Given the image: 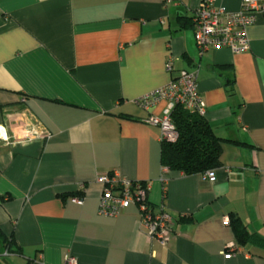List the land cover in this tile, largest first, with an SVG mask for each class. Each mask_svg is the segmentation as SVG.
I'll return each mask as SVG.
<instances>
[{"label":"crops","instance_id":"obj_1","mask_svg":"<svg viewBox=\"0 0 264 264\" xmlns=\"http://www.w3.org/2000/svg\"><path fill=\"white\" fill-rule=\"evenodd\" d=\"M200 1L0 0V264H264V16L248 50L200 53ZM194 69L221 139L213 178L161 165L160 127L145 119L167 102H139ZM114 172L148 185L173 222L165 244L136 205L98 212L96 177ZM231 215L256 241L236 243Z\"/></svg>","mask_w":264,"mask_h":264},{"label":"built area","instance_id":"obj_2","mask_svg":"<svg viewBox=\"0 0 264 264\" xmlns=\"http://www.w3.org/2000/svg\"><path fill=\"white\" fill-rule=\"evenodd\" d=\"M171 1L162 0L163 3ZM258 14L264 16V0H241L240 8L234 12L216 6L215 0H201L191 18L194 41L198 51L202 53L209 48H226L233 53H241L248 50L249 39L246 28L255 22ZM164 69L166 72L173 71L170 54L166 59ZM196 74V69L180 70L168 83L139 100L146 109L160 99L166 100L167 106L161 116L149 115L145 119L146 122L160 127V140L174 141L177 138V131L171 121V112L176 105L183 106L191 113L205 116L206 105L197 88ZM213 175L211 170L202 173L203 178H213ZM96 180L102 185L98 207L100 214L115 216L122 209L136 205L149 238L161 244L168 241L172 234L173 222L164 211L155 212L153 210L148 202L147 184L122 178L115 172L101 174L96 177ZM233 247V245L228 247L230 250L224 253L225 258L233 255L232 250L236 249ZM69 264H75L74 259L70 258Z\"/></svg>","mask_w":264,"mask_h":264},{"label":"trees","instance_id":"obj_3","mask_svg":"<svg viewBox=\"0 0 264 264\" xmlns=\"http://www.w3.org/2000/svg\"><path fill=\"white\" fill-rule=\"evenodd\" d=\"M171 121L177 131V138L174 141L160 140L163 167L183 174H195L219 165L221 139L215 135L204 116L176 105L171 112ZM228 223L232 224L238 245L258 238L248 232L238 217L231 215Z\"/></svg>","mask_w":264,"mask_h":264}]
</instances>
